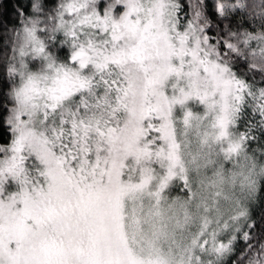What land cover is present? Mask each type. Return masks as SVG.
<instances>
[{"label": "snow or ice", "instance_id": "snow-or-ice-1", "mask_svg": "<svg viewBox=\"0 0 264 264\" xmlns=\"http://www.w3.org/2000/svg\"><path fill=\"white\" fill-rule=\"evenodd\" d=\"M0 264H264V0H0Z\"/></svg>", "mask_w": 264, "mask_h": 264}]
</instances>
